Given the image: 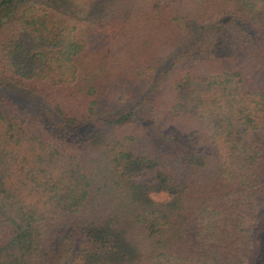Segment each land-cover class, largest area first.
Masks as SVG:
<instances>
[{"label":"trees","instance_id":"trees-1","mask_svg":"<svg viewBox=\"0 0 264 264\" xmlns=\"http://www.w3.org/2000/svg\"><path fill=\"white\" fill-rule=\"evenodd\" d=\"M0 264H264V0H0Z\"/></svg>","mask_w":264,"mask_h":264},{"label":"rangeland","instance_id":"rangeland-1","mask_svg":"<svg viewBox=\"0 0 264 264\" xmlns=\"http://www.w3.org/2000/svg\"><path fill=\"white\" fill-rule=\"evenodd\" d=\"M161 95L163 96V98L166 97L165 90L161 91ZM175 123H178L179 126L184 129L183 130L184 132L186 131L185 129H191L192 130V126L196 125V124H194L196 122L191 120L190 118H188V119H180V120L177 119ZM171 129L172 130H177L176 127L174 125H171V123H169V121H168V123H166L164 125V131H169ZM178 131L179 130H177L176 132L179 133ZM180 131H181V129H180ZM166 142H161V145L162 146L164 145L166 147V150H167V149H170V145L168 143H166ZM154 197L159 198V199H163V198L166 197V194L159 193V194H155Z\"/></svg>","mask_w":264,"mask_h":264}]
</instances>
